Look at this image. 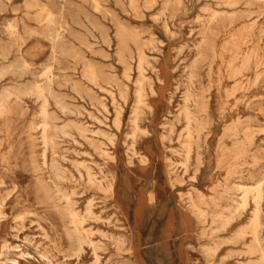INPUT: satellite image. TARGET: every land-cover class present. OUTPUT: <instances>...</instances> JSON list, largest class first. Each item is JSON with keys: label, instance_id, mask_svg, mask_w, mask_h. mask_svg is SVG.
I'll list each match as a JSON object with an SVG mask.
<instances>
[{"label": "rangeland", "instance_id": "rangeland-1", "mask_svg": "<svg viewBox=\"0 0 264 264\" xmlns=\"http://www.w3.org/2000/svg\"><path fill=\"white\" fill-rule=\"evenodd\" d=\"M0 1V264H264V0Z\"/></svg>", "mask_w": 264, "mask_h": 264}, {"label": "bare ground", "instance_id": "bare-ground-1", "mask_svg": "<svg viewBox=\"0 0 264 264\" xmlns=\"http://www.w3.org/2000/svg\"><path fill=\"white\" fill-rule=\"evenodd\" d=\"M51 26H52V24H51ZM83 29H84V27H83ZM51 32H52V27H51ZM90 45H92V44H90ZM42 77H43V75H42ZM38 78H40V77H38ZM149 90H150L151 95L155 96L157 94V92L155 90H153V88L150 87ZM151 98L152 97H149V95L147 93L146 94L144 93L141 85L139 83H137V86H136V89H135V102H134V106H133L134 107V109H133V113H134L133 115L134 116L131 119V123L133 124V126L135 128L137 127L136 118H137V114H138V111L139 110L143 111V110H146L147 109L149 111L150 115L151 116L153 115V112H154V110H155L156 107H154V105H153V103L151 101ZM171 98L172 97L169 96V98L167 100V104L168 105L171 102ZM187 101H188V96L186 95L185 98H184V105H183L184 107H183V110H182V115H183L182 116V119H183V122H185L186 134L189 136L190 131H191L190 129L192 128L193 123L195 124L196 122H195V119H194V113L190 111L189 106H187V104H186ZM193 103H195V102L193 101ZM77 114H79V112H77ZM119 116H120V113L117 112V114H116V116L114 118V124H116L117 126H119ZM141 134L144 137H147V135L150 134V131L147 128L146 130H142ZM187 147H189V146L187 145ZM132 154H134V152H132ZM139 160H140V163L143 164V165H145V163L148 161V159L145 156H142V155H139ZM263 183H264V177H263L262 180H259V181L255 182L254 185L252 186L253 187V191H254V196L252 198L253 208L251 210V216H250V218H251V223L254 226L253 234H254V242H256V243L259 242V238L256 235L257 232L255 230L256 229L255 226H257V223H258V221L260 219L259 218V215L261 213V204H262L261 190H262ZM234 186H235L236 190H240L242 192V199L240 201H238L237 207L243 208V207L246 206L245 197L247 196V193L251 191V189H250L251 186H249V185H241V184H235ZM108 189L110 190V187ZM208 189H210V188H208ZM113 192H115V191H113ZM149 198L152 199V197H149ZM192 206L194 207L193 204H192ZM0 216H2L1 210H0ZM70 217H71V222L74 223V225H75L74 226V231H75V233L77 235V238H78V236H79V230H78V228L76 226L77 225V222H78V219H77L78 216H77V214H75L73 212H70ZM250 252L252 253V251H250ZM262 258H264V253H262Z\"/></svg>", "mask_w": 264, "mask_h": 264}]
</instances>
